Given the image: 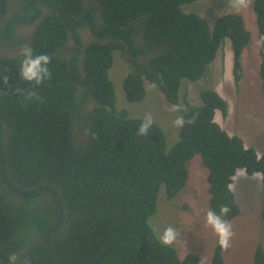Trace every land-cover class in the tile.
Returning a JSON list of instances; mask_svg holds the SVG:
<instances>
[{
    "label": "trees",
    "instance_id": "trees-1",
    "mask_svg": "<svg viewBox=\"0 0 264 264\" xmlns=\"http://www.w3.org/2000/svg\"><path fill=\"white\" fill-rule=\"evenodd\" d=\"M37 1H19L34 13L0 21V44L5 36L16 43L13 20L36 18L28 44L33 55L51 57V77L39 86L20 79L19 54L0 57V264H9L12 254L14 264H198L197 255L179 259L173 245L163 246L149 223L161 187L167 199L177 197L188 183V162L199 155L207 169L209 209L227 205L229 222L240 214L232 178L239 169L264 177V149L258 155L213 122L216 110L227 113V103L213 90L200 91L201 106L187 104L176 112L193 122L178 128L170 150L156 124L147 136L138 135L143 118L116 108L108 70L114 51L127 53L130 73L122 88L128 102H140L149 82L167 103L181 106V80L198 81L229 38L237 85L248 74L240 58L250 43L242 15H221L211 28L207 19L182 11L180 5L195 0H89L100 7V17L87 0H46L57 15L47 9L38 22ZM252 1L259 39L264 0ZM6 11L7 0H0V20ZM83 25L95 40L82 54L66 56L62 47L69 37L77 41ZM258 55L264 99V48ZM17 88L40 99L26 100ZM221 251L215 245L210 264H224ZM252 264H264L261 245Z\"/></svg>",
    "mask_w": 264,
    "mask_h": 264
},
{
    "label": "rangeland",
    "instance_id": "rangeland-1",
    "mask_svg": "<svg viewBox=\"0 0 264 264\" xmlns=\"http://www.w3.org/2000/svg\"><path fill=\"white\" fill-rule=\"evenodd\" d=\"M251 4L252 0L247 9L236 12L230 7L229 0H215L203 2L200 6L196 4L191 9L201 13L210 23L220 14L240 13L245 28L250 33L248 48L251 47L253 50L254 47L255 50L258 28ZM251 54L252 52L248 51L250 61L245 67L248 74L236 85L232 78L230 41L223 39L214 60L205 67L203 77L197 82L181 80L178 101L180 103L181 96L184 95L185 100L181 102L184 110L190 106L199 107L201 106L199 91H215L229 105L227 116L224 118L216 110L217 122L229 135L239 136L246 147H253L260 155L264 149V99L258 81L257 68L260 63L258 50L253 56ZM127 62L126 54L122 56L118 51L113 52V64L108 70V77L115 91V106L118 110L125 109L130 117L144 119L146 114H151L154 124L158 125L164 134L166 132V145L170 150L179 140L178 128L173 124L176 112L170 111L173 105L167 103L164 96L149 82L144 83L146 94L140 102H128L122 88L123 79L130 73V69L124 65ZM222 66L224 69L227 68V71L223 70ZM187 104L190 106L187 107ZM243 111L247 112L246 116ZM188 171L189 182L173 200L165 197L164 188L161 187L156 212L149 218V223L152 229H155L157 237L165 227L169 225L175 227L180 233V239L178 238L173 246L178 247L180 255L184 256L189 251H206V254L200 255L199 264H210L213 250L217 245V237L205 223V214L209 210L208 184L206 169L201 164L199 155H194L188 162ZM231 190L240 214L229 222L234 235L231 247L227 251H221L223 263L252 264L253 249L258 244L264 248V178L261 175L248 177L239 170L233 179Z\"/></svg>",
    "mask_w": 264,
    "mask_h": 264
},
{
    "label": "clouds",
    "instance_id": "clouds-1",
    "mask_svg": "<svg viewBox=\"0 0 264 264\" xmlns=\"http://www.w3.org/2000/svg\"><path fill=\"white\" fill-rule=\"evenodd\" d=\"M207 1H210V0H195V1H192V2L185 3L183 5H180V6H181V9H182L183 12L195 13V14L203 17L201 15V13H196L195 11H193L191 9V7L195 6L196 4H198V6H200V4H202L203 2H207ZM40 3L45 4L47 6V9L50 10V12L52 13V16L57 15L56 9L52 8L51 5H47L46 0H41ZM85 3L87 5V7L94 5L95 6V9H94L95 17H97V16L100 17V14H99L100 7L98 6V4H96L95 1L93 3H89V0H87V1H85ZM250 3H251V0H229L230 7L236 12H239V11H241L243 9H247L250 6ZM90 4H92V5H90ZM47 9H45V10H47ZM44 13L46 14L47 12L44 11ZM43 15L44 14L38 15V17H37L38 18V20H37L38 22L41 19H45L46 15L44 17H43ZM221 15H224V14H220L219 16H221ZM217 18H215V19H217ZM213 24H214V20H212L211 23L209 22V25H210L211 28H212ZM36 25H37V23H36ZM87 25H89V24H87ZM87 25H83V26H81L80 28H78L76 30L77 41L71 39V37H69L66 40L64 46L62 47V50L64 51L66 56H67L68 53H70L72 51H76L77 53L80 52L82 54L84 52V50H85V47L90 42L95 40V37H94L92 31L89 29V27ZM53 36H54V39H57L56 36H55V33H53ZM224 39H228L229 40V38H224ZM221 42H220V44H221ZM230 45H231V43H230ZM256 46L257 47H256L255 50H254V47L252 48L253 50H251V47L248 48L249 46H247L246 48H244L242 50L240 58H241V62H242V68L244 70H245V67H246V63H247V61L249 59L248 58V51L252 52L251 56H253L254 53H256V51L258 50V48H264V35H261L259 37V39L256 42ZM19 55L22 57V60H21V63H20V67H19V77H20V79L23 82L31 83L34 86H39L45 80L50 79L51 74H50L48 65L50 64L51 57L49 55H47V54L33 55V50L29 46V44L28 45L25 44V45L20 46ZM232 63H233V53H232V58H231V67H232ZM257 63H258V60H257ZM222 68H223V66H222ZM223 70L227 71V68L226 69L223 68ZM232 78H233V75H232ZM3 79H4V82L7 83V77L5 76V77H3ZM151 86L153 88L156 87L155 84H152ZM15 93L17 95L23 94L25 96L26 100H31L33 98H36L37 100L40 99L35 92L24 93V90L20 89V88L15 89ZM199 93H200V91H199ZM199 93H198V96H199ZM198 98L200 99V97H198ZM200 102H201V100H200ZM225 102L227 103L226 100H225ZM227 106H229L228 103H227ZM170 111H172V112H181L182 111V106L173 105L172 108L170 109ZM227 113H228V108H227ZM227 113H226V116H227ZM243 113H244L245 116L247 115V112L243 111ZM216 114H217V112H215V115H214V118H213V122L217 123L220 126V128L223 130L221 125L216 120V117H217ZM220 115H221V113H220ZM221 117L224 118L222 115H221ZM192 122H193V120L190 119V120L186 121L182 115H178L175 118V120L173 121V124H174V126L176 128H182L186 123H192ZM153 124H154V118L152 117V115L151 114H146L144 119H143V121H142V123L139 125L137 134L138 135H142V136H147L149 134ZM225 132L227 133V131H225ZM233 135H235V134H233ZM233 135H229V136L231 137ZM244 146H245V144H244ZM246 148H253V147H246ZM239 170H242L244 172L243 169H239ZM239 170H237V171H239ZM237 171H236L235 175L237 174ZM206 175H207V169H206ZM235 175L232 178V182H233V179H234ZM246 175H248V174H246ZM253 175H260V174L256 173V174H253ZM253 175H248V177L253 176ZM188 180H190V176H189ZM206 181H207V177H206ZM230 188H231V185H230ZM208 196H209V194H208ZM235 201H236V199H235ZM208 203H209V200H208ZM208 208H209V204H208ZM229 212H230V208L227 205H223V206H221L219 208L218 212L209 209L206 212V214H205L206 226H208V227H210L212 229V231L214 232V234L217 237L218 246L224 251H227L231 247V240H232V237L234 235V233L232 231V226L229 223L231 220L228 222L224 218V217L227 216V214ZM178 238L180 239V233L177 231V229L175 227H173L172 225H169V226L165 227L163 232L159 235V242L163 246L168 247V246L173 245L178 240ZM258 245H260V244H258ZM174 247L178 250L179 259H183L186 255H188L190 253H193V254L197 255L198 257H200V255H202L203 253L204 254L207 253L206 251H204V252H192V251H189V253L185 254L184 256H181L180 253H179L178 247L175 246V245H174ZM255 248L253 249V253H252L253 255H254ZM211 258H212V256H211ZM15 259H16L15 254L10 255L9 256V264H14ZM252 260H253V257H252ZM199 263H200V258H199L198 264Z\"/></svg>",
    "mask_w": 264,
    "mask_h": 264
},
{
    "label": "flooded vegetation",
    "instance_id": "flooded-vegetation-1",
    "mask_svg": "<svg viewBox=\"0 0 264 264\" xmlns=\"http://www.w3.org/2000/svg\"><path fill=\"white\" fill-rule=\"evenodd\" d=\"M19 1L20 0H14V3H13V0H7V11H6L5 15L1 18V20H0L1 22L7 23V22H9L10 18L11 19L16 18V17H13L14 13H23V11H24V15H29V14L35 12L36 8H35V10H33L30 7H24V5L27 3L20 4ZM36 6L40 10V12H42V14H44L43 15V17H44L46 15L44 13V11H45V9H47V6L45 4L40 3V1L36 2ZM26 8L28 9V11H26ZM42 14L40 13V15H42ZM23 18H25V17H23ZM23 18L22 19L19 18V22L13 20L15 23H13L10 26V29L13 31V34H14L13 36L16 38V40H15L16 43L15 42L10 43L9 42L10 38L5 36L4 40H2L1 44H0V57H2V56L16 57L19 54L20 46L25 45V44L28 45V43L30 42V39H31V37L35 31V27H36L35 20H36V18L29 23H25ZM126 55H128V54L126 53ZM14 199H16V197Z\"/></svg>",
    "mask_w": 264,
    "mask_h": 264
},
{
    "label": "bare ground",
    "instance_id": "bare-ground-1",
    "mask_svg": "<svg viewBox=\"0 0 264 264\" xmlns=\"http://www.w3.org/2000/svg\"><path fill=\"white\" fill-rule=\"evenodd\" d=\"M253 2V1H252ZM148 58V57H147ZM133 62V61H132ZM137 66V65H136ZM134 70V69H133ZM203 77V76H202ZM201 81V80H200ZM195 107V106H194Z\"/></svg>",
    "mask_w": 264,
    "mask_h": 264
}]
</instances>
